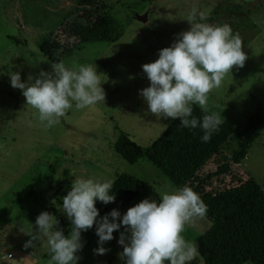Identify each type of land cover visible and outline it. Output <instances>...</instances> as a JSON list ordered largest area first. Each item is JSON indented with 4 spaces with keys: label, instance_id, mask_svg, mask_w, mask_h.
<instances>
[{
    "label": "rangeland",
    "instance_id": "1",
    "mask_svg": "<svg viewBox=\"0 0 264 264\" xmlns=\"http://www.w3.org/2000/svg\"><path fill=\"white\" fill-rule=\"evenodd\" d=\"M98 2L114 18L118 39L76 45L59 33V23L62 15L75 12L77 0H0V264H49L47 238L26 248L30 237L21 229L36 231L37 216L55 208L57 215L51 214L59 221L56 228L68 235L66 223L70 220L62 210V199L75 179L105 182L116 172H126L143 180L138 196L120 212L121 219L143 199L159 202L161 194L179 189L147 159L130 164L114 152L113 145L116 126L138 144L149 145L172 120L152 115L139 95L150 85L142 65L158 59L160 49L172 46L179 33L190 29L186 18L193 8L207 14L206 23L230 25L242 38L248 56L244 67L234 68L209 95V112L221 114V120L235 130L219 157H230L236 150L237 133L258 104L264 114V0ZM144 12L146 22L135 18L136 13ZM52 57L69 68L74 64L95 67L106 99L91 108L73 105L59 124L46 129L37 110L27 105L22 90L11 87L9 75L19 72L22 81L34 83L42 70L53 71ZM259 132L236 170L264 192V124ZM96 207L100 217L112 211L99 200ZM210 225L206 217L197 220L184 236L194 242ZM95 228L81 236L83 248L77 253V264H125L120 257L123 246L118 243L123 226L104 243L108 251L103 255L94 253L99 246ZM190 264L204 261L197 253Z\"/></svg>",
    "mask_w": 264,
    "mask_h": 264
},
{
    "label": "clouds",
    "instance_id": "2",
    "mask_svg": "<svg viewBox=\"0 0 264 264\" xmlns=\"http://www.w3.org/2000/svg\"><path fill=\"white\" fill-rule=\"evenodd\" d=\"M207 18L205 12L191 10L186 18L190 29L179 33L172 46L160 49L158 59L142 65L150 85L139 91L152 115L179 119L185 128H201L203 142H208L224 123L221 114H209V95L222 86L234 68L244 67L248 59L239 34H234L228 24L204 22ZM51 66V73L42 70L30 84L21 80L19 72L9 75L11 87L22 90L27 105L37 110L46 129L59 124L73 105L85 109L105 103L106 93L95 67L74 64L69 68L63 61ZM32 79L30 75L28 80ZM193 105L205 113L202 120L193 116ZM113 185L111 180L75 179L62 199V210L71 221L68 235L56 228L57 218L43 211L36 218V231L21 229L30 237L24 247H34L37 241L47 238L49 264H77V253L83 248L82 232L96 226L99 246L94 253L103 255L108 251L104 243L111 241L113 232L123 226L118 243L123 246L120 257L125 264H190L198 249L184 233L207 215V205L200 195L184 186L161 194L159 202L143 199L130 207L122 219L117 209L100 217L96 201L113 202L115 196L109 194Z\"/></svg>",
    "mask_w": 264,
    "mask_h": 264
},
{
    "label": "trees",
    "instance_id": "3",
    "mask_svg": "<svg viewBox=\"0 0 264 264\" xmlns=\"http://www.w3.org/2000/svg\"><path fill=\"white\" fill-rule=\"evenodd\" d=\"M98 1L77 0L75 12L62 15L59 33L76 45L116 41L120 33L117 24L104 4L97 5ZM88 7L91 9L85 11ZM52 59L60 62L58 57ZM192 107L193 116L202 120L205 113L198 105ZM263 124L264 114L258 104L237 133L236 150L227 158L219 157L220 149L235 130L225 122L208 142H203L201 128H185L179 119L171 120L149 145L138 144L116 126L113 150L130 164L147 159L171 184L179 189L189 186L200 195L207 205L206 218L211 225L193 243L204 264H264V192L236 170ZM111 181L114 185L109 194L115 200L108 204L121 212L138 196L143 180L116 172ZM48 210L57 215L55 208ZM66 225L70 231L71 221ZM88 233L82 232L81 236Z\"/></svg>",
    "mask_w": 264,
    "mask_h": 264
},
{
    "label": "water",
    "instance_id": "4",
    "mask_svg": "<svg viewBox=\"0 0 264 264\" xmlns=\"http://www.w3.org/2000/svg\"><path fill=\"white\" fill-rule=\"evenodd\" d=\"M135 18L142 21V22H146L147 21V12H144L142 14L136 13ZM121 248H122V252H123V247H121Z\"/></svg>",
    "mask_w": 264,
    "mask_h": 264
}]
</instances>
